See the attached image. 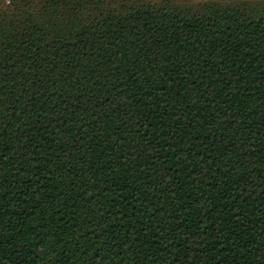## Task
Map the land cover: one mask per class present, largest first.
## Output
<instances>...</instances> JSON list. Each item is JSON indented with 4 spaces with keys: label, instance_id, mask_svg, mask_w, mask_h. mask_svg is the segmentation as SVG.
<instances>
[{
    "label": "trees",
    "instance_id": "trees-1",
    "mask_svg": "<svg viewBox=\"0 0 264 264\" xmlns=\"http://www.w3.org/2000/svg\"><path fill=\"white\" fill-rule=\"evenodd\" d=\"M0 264H264V0H0Z\"/></svg>",
    "mask_w": 264,
    "mask_h": 264
},
{
    "label": "rangeland",
    "instance_id": "rangeland-1",
    "mask_svg": "<svg viewBox=\"0 0 264 264\" xmlns=\"http://www.w3.org/2000/svg\"><path fill=\"white\" fill-rule=\"evenodd\" d=\"M191 1H193V2H194V1H198V0H191Z\"/></svg>",
    "mask_w": 264,
    "mask_h": 264
}]
</instances>
